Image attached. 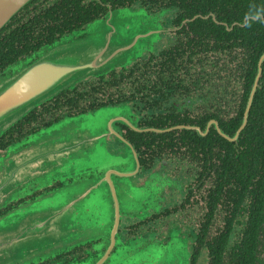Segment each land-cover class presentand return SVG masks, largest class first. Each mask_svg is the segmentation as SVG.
Listing matches in <instances>:
<instances>
[{
    "label": "flooded vegetation",
    "instance_id": "af4514ba",
    "mask_svg": "<svg viewBox=\"0 0 264 264\" xmlns=\"http://www.w3.org/2000/svg\"><path fill=\"white\" fill-rule=\"evenodd\" d=\"M126 9L162 14L158 40L131 63L100 70L127 49L110 48L117 37L114 15ZM14 18L0 31V74L50 44L34 48L46 40L40 39L43 28H55L57 42L106 23L98 27L105 39L93 42L103 52L94 58L100 66L30 111L0 137V151L98 111L104 119L94 130H104L84 138V145L41 147L40 157L54 161L46 172L59 179L46 180L0 215L72 184L73 178L60 177L75 176L76 167L80 179L100 176L96 185L110 184L113 225L108 239L27 264L100 255L107 262L118 247L138 240L180 245L186 264H264V0H32ZM23 28L36 29L23 36ZM91 143L128 170L94 164ZM118 179L136 187L153 182L157 195L142 216L122 214ZM98 228L92 235L103 224Z\"/></svg>",
    "mask_w": 264,
    "mask_h": 264
},
{
    "label": "water",
    "instance_id": "95a60500",
    "mask_svg": "<svg viewBox=\"0 0 264 264\" xmlns=\"http://www.w3.org/2000/svg\"><path fill=\"white\" fill-rule=\"evenodd\" d=\"M30 1L32 0H0V31ZM83 39L76 38L78 43L75 45L77 47H65L56 44V42L47 45L25 61L10 66L0 74L1 136L41 103L53 98L62 89L80 81L88 73L89 67L99 65L94 62V58L101 57L103 52H98L94 43L93 46H86ZM92 49L99 54L94 55ZM20 63L24 66L15 70L14 67ZM40 133L0 151V209L34 193L37 189L39 164L48 159L44 156L40 157L41 148H37L39 141L37 138ZM42 151L47 152L44 147ZM47 176H49L48 173ZM39 199L41 198L29 200L20 205H25L24 207L19 206L17 209L14 208V210L0 215V222L16 220L11 231H6L0 236V264L44 261L52 259L57 253L61 254L67 251V248L77 247L81 244L82 241L78 238L75 239L72 231L63 236L64 231L61 227L62 223L59 222L60 213L58 212L50 213L47 217L43 216L44 218L41 220L36 213L37 209L29 208L28 213L35 214L31 215L30 220H24L26 207L29 204L37 206L36 202ZM118 222L119 215L116 226ZM14 227L19 228L14 230ZM70 236L72 237L69 243L59 246L62 240ZM27 246H33L34 251L29 252L26 249ZM46 248L52 250L46 252L44 250ZM58 249L61 251L58 252ZM8 251L11 252L8 253ZM133 253H135V258L131 260L132 264H137L136 258L143 254H149L154 264H161L166 259L175 257L181 258L186 264L185 258L180 252L175 253L171 247L165 248L157 241L140 243L134 248ZM123 258L127 259V253L124 252ZM107 259L106 256H101L97 259L88 258L72 264H104Z\"/></svg>",
    "mask_w": 264,
    "mask_h": 264
},
{
    "label": "rangeland",
    "instance_id": "374dc122",
    "mask_svg": "<svg viewBox=\"0 0 264 264\" xmlns=\"http://www.w3.org/2000/svg\"><path fill=\"white\" fill-rule=\"evenodd\" d=\"M162 17V14L155 17L149 16L144 10L132 12L126 9L120 10L115 13L114 24L116 25L117 37L116 39L113 37L110 48L124 49L125 47H127V49L124 50L120 55H118L112 63L105 65L100 70H104L109 67L112 68L115 66H123L127 63H131L140 55H142L144 51L150 49V42L153 45V43L158 40V38L156 37L161 30V25L158 23V18L161 19ZM99 23H101L102 25H106L105 22H97L95 23L96 25H91L92 27H89L86 31L61 38V40L57 41L56 44H60L65 47H77L75 45L78 43L76 38L84 37L82 41L85 42L86 46H93L94 41L99 45L101 43V40L103 41L105 39L102 35V28H98L100 26ZM153 32L157 33L149 37V35H151V33ZM92 52L95 53V50H93ZM97 54L98 53H95V55ZM21 63L18 66L14 67V69H21L24 66ZM74 85L75 84H71V86L69 87H74ZM103 119V114L98 111L94 114L68 118L64 121H61L58 125H54L51 128L43 130V132L40 131L41 133L37 138V140L39 139V141L37 142V148L69 141H78L79 143H82V145H84V138L91 136L94 137L104 130L102 126H99L98 129L94 130V126H98L97 124L103 121ZM28 138L26 140H28ZM88 149H90V152L93 155L94 164H98L101 166L105 165L106 169L115 168L128 170L127 166L119 162L118 160L116 161V163L111 162V159L109 158L107 153L104 152L103 148H101L98 143H91L90 148ZM81 152L83 153L82 156H85L84 151L82 150ZM105 156H107V158ZM53 162V159H47L39 164V172H37L39 173V180L36 181V184H38L37 187L46 185L45 181L52 178L50 176H47L48 172H46V170L49 168H53ZM64 162H66V160H64L63 163ZM55 163L60 162L56 160ZM72 171H74L75 176L70 174L63 175L61 173L60 179L64 181L67 178H73V183L67 184L63 188L58 189L53 193L44 194L41 199L36 202L38 204L37 206L29 204L24 210V220H30L32 218L31 215L35 214H29V208H31V210L37 209L36 213L40 216L41 220L44 218L43 216L47 217L50 213L53 214L58 212L60 213L59 222L62 223L61 227L64 231L63 236H66L70 231H72L74 238H78L80 241H82L79 246L85 244L86 240L91 241L93 239L99 238L108 239V233L113 225V208L110 197L111 195H113V192L109 190L110 184L108 183L109 185H107V187L101 188V186L99 187L98 185H96V183L102 177L98 176L97 178L91 176V178L82 180L80 179V177L83 175H78L76 167H73ZM45 176L47 177L45 178ZM106 180L108 181V178H106ZM117 191V194L119 195L120 201L122 203L121 212L124 216H142L141 214L145 212L147 206H150V204H152L157 195V192L155 191L153 186V182H149L143 187H136L134 186V184H132L131 181H129V179H118ZM56 196L58 197L56 198ZM99 223L103 224V230L100 234L92 235L97 232L99 233ZM14 224H16V220L0 222V236L3 235L6 231H11V227ZM18 228L19 227H14V230H17ZM93 228H95L96 230H94ZM71 237L72 236L62 240L59 243V246L69 243L71 241ZM140 243H143V241H131L129 243L123 244L120 248L118 247V253L116 255H113L105 264H132L131 260L135 258V253H133L134 248H136V246ZM171 248L175 253L180 252L183 255V258H185V254L183 253L180 245H174L171 246ZM26 249L29 250V252L34 251L33 246H27ZM44 250L48 252L52 249L46 248ZM59 251H61V249H58V252ZM9 252L11 251H8V253ZM12 252L20 253L18 251ZM124 252L125 254L127 253V259L123 258ZM129 256L133 257L129 259ZM139 256V258H136L137 264H154V261L151 259L149 254H143ZM99 257H101V255L95 258L97 259ZM161 264L185 263L181 258L175 257L168 258L165 261L161 262Z\"/></svg>",
    "mask_w": 264,
    "mask_h": 264
},
{
    "label": "trees",
    "instance_id": "16d2710c",
    "mask_svg": "<svg viewBox=\"0 0 264 264\" xmlns=\"http://www.w3.org/2000/svg\"><path fill=\"white\" fill-rule=\"evenodd\" d=\"M14 18V17H13ZM12 18V19H13ZM17 24V20H16V17L13 19L12 23L10 25H16ZM52 24H46L45 27H51ZM14 28H19V27H14ZM36 28H23L22 32H25V31H28V33H24L23 36L25 35H29L30 33L34 32ZM19 31V30H18ZM17 31V32H18ZM55 34H56V30L55 28H43L41 31H40V35H43V38L40 37V39H44L46 38L45 41H40V43H38L37 45L34 46V48H38L39 45H42L43 43H50L48 45H51L55 42L54 39H55ZM18 39V36L16 37V41ZM12 51H15V49H11ZM40 50V49H39ZM7 56V53L4 54V57ZM3 147H6V143H2Z\"/></svg>",
    "mask_w": 264,
    "mask_h": 264
}]
</instances>
